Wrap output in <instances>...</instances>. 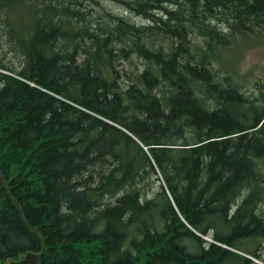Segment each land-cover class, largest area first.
<instances>
[{
  "label": "trees",
  "instance_id": "1",
  "mask_svg": "<svg viewBox=\"0 0 264 264\" xmlns=\"http://www.w3.org/2000/svg\"><path fill=\"white\" fill-rule=\"evenodd\" d=\"M259 29L264 0H0V264H264V85L222 54Z\"/></svg>",
  "mask_w": 264,
  "mask_h": 264
},
{
  "label": "rangeland",
  "instance_id": "2",
  "mask_svg": "<svg viewBox=\"0 0 264 264\" xmlns=\"http://www.w3.org/2000/svg\"><path fill=\"white\" fill-rule=\"evenodd\" d=\"M27 16L28 15L25 11L23 14V22L26 21ZM137 22L140 23V20H137ZM259 31L262 33H259ZM0 43L1 45L7 44L5 39L2 40L1 34ZM5 49L6 48L4 46L2 50H0V58H2L5 63H14L15 65H19L20 62H18V59L14 54L8 53V60L2 56ZM222 54L224 55V59L231 64V72L244 87V92L251 97L258 94L257 87L264 85V30L259 29L256 35L236 39L232 48L226 49ZM135 63L140 66L142 62L135 59ZM124 67L130 68L128 64H125ZM153 188L154 187H152L151 192H154ZM203 238L208 242H213L211 238ZM235 252L250 257L246 254H242L237 251ZM259 253L264 257V242H262L259 248ZM251 259L254 260L255 263L261 264L258 260L253 258Z\"/></svg>",
  "mask_w": 264,
  "mask_h": 264
}]
</instances>
